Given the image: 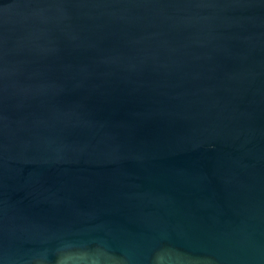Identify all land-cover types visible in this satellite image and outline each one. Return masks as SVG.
Listing matches in <instances>:
<instances>
[{"label":"water","instance_id":"obj_1","mask_svg":"<svg viewBox=\"0 0 264 264\" xmlns=\"http://www.w3.org/2000/svg\"><path fill=\"white\" fill-rule=\"evenodd\" d=\"M0 264H264V0H0Z\"/></svg>","mask_w":264,"mask_h":264}]
</instances>
